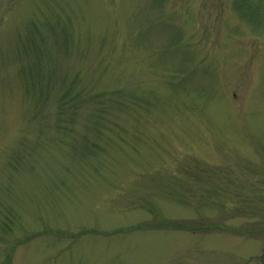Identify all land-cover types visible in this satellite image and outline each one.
Masks as SVG:
<instances>
[{"label": "rangeland", "instance_id": "1", "mask_svg": "<svg viewBox=\"0 0 264 264\" xmlns=\"http://www.w3.org/2000/svg\"><path fill=\"white\" fill-rule=\"evenodd\" d=\"M0 264H264V0H0Z\"/></svg>", "mask_w": 264, "mask_h": 264}, {"label": "trees", "instance_id": "2", "mask_svg": "<svg viewBox=\"0 0 264 264\" xmlns=\"http://www.w3.org/2000/svg\"><path fill=\"white\" fill-rule=\"evenodd\" d=\"M64 98L67 100V101H64ZM77 98V97H76ZM75 98V99H76ZM73 101H74V98H69L68 97V94L66 93V94H64L63 95V97H62V101H60V105H65V103H73ZM63 102H64V104H63ZM75 102H77V101H75ZM160 225H165V226H171V227H174V228H182V229H189L190 230V226L191 225H187V224H185V223H183V222H172V221H164V222H161V223H159ZM217 224H214V225H212V226H216ZM219 226H221L222 227V229H224L223 228V226L222 225H219ZM200 227H202V225L201 226H199V228ZM225 229H227V230H234L233 228H228V227H225ZM231 232V231H230Z\"/></svg>", "mask_w": 264, "mask_h": 264}]
</instances>
